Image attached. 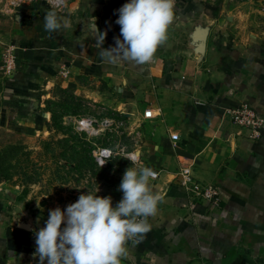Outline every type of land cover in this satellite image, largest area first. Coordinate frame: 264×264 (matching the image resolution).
<instances>
[{
    "label": "crops",
    "instance_id": "obj_1",
    "mask_svg": "<svg viewBox=\"0 0 264 264\" xmlns=\"http://www.w3.org/2000/svg\"><path fill=\"white\" fill-rule=\"evenodd\" d=\"M126 2L77 0L58 13L68 24L56 32L45 29L43 7L16 11L12 29L0 33V64L9 52L15 60L0 70L10 99L4 123L25 130L54 88L90 95L126 118L144 154L138 167L157 173L150 187L166 196L121 264H264V0H176L167 40L143 65L104 54L120 36L116 10ZM243 103L262 118L257 132L231 122L229 110ZM185 170L217 188L215 202L182 186ZM5 213L0 264H39L35 232L48 216L19 227Z\"/></svg>",
    "mask_w": 264,
    "mask_h": 264
},
{
    "label": "rangeland",
    "instance_id": "obj_2",
    "mask_svg": "<svg viewBox=\"0 0 264 264\" xmlns=\"http://www.w3.org/2000/svg\"><path fill=\"white\" fill-rule=\"evenodd\" d=\"M76 3L0 0V33L12 29L20 9L43 7L47 12L62 13ZM6 66L3 61L0 70ZM8 99L0 78V211L2 215L6 212L8 223L26 226L32 216H49L50 210L64 209L88 191L111 196L113 203L120 201L123 193L119 185L125 170L132 166L121 149L132 151L139 142V138L128 136L124 116L90 95L54 88L38 109L45 112L40 116L44 118H35L24 125L25 130L16 131L4 123Z\"/></svg>",
    "mask_w": 264,
    "mask_h": 264
},
{
    "label": "clouds",
    "instance_id": "obj_3",
    "mask_svg": "<svg viewBox=\"0 0 264 264\" xmlns=\"http://www.w3.org/2000/svg\"><path fill=\"white\" fill-rule=\"evenodd\" d=\"M175 3L176 0H128L117 9L115 23L120 26V36L115 38V47L104 49L109 61L118 58L138 65L150 62L158 46L168 38ZM67 24V18L55 11H48L43 17V25L50 32ZM103 41L104 33H100L98 43L102 45ZM121 151L124 159L132 163L119 185L121 200L113 206L111 196L101 197L88 191L64 209L50 210L45 226L35 232L34 254L38 255L39 264H121L127 243L138 242L151 230L148 217L156 214L166 192L151 189L150 181L157 175L152 168L135 166L144 155L142 152Z\"/></svg>",
    "mask_w": 264,
    "mask_h": 264
},
{
    "label": "built area",
    "instance_id": "obj_4",
    "mask_svg": "<svg viewBox=\"0 0 264 264\" xmlns=\"http://www.w3.org/2000/svg\"><path fill=\"white\" fill-rule=\"evenodd\" d=\"M14 63V57L12 53L9 52L7 60L8 68H12ZM229 115L233 124L245 129H250L252 131L257 132L263 124L260 115L257 113L255 108L248 103L236 105L235 107L229 110ZM173 139L174 141H177L179 139V136L174 135ZM182 176H184L182 186L187 190L192 191L197 198L209 203L216 201L218 191L215 186L204 187L198 183H195L189 170H185V172L182 173Z\"/></svg>",
    "mask_w": 264,
    "mask_h": 264
},
{
    "label": "trees",
    "instance_id": "obj_5",
    "mask_svg": "<svg viewBox=\"0 0 264 264\" xmlns=\"http://www.w3.org/2000/svg\"><path fill=\"white\" fill-rule=\"evenodd\" d=\"M2 135L8 136V137L10 136V134H8V133H3V132H2Z\"/></svg>",
    "mask_w": 264,
    "mask_h": 264
},
{
    "label": "bare ground",
    "instance_id": "obj_6",
    "mask_svg": "<svg viewBox=\"0 0 264 264\" xmlns=\"http://www.w3.org/2000/svg\"><path fill=\"white\" fill-rule=\"evenodd\" d=\"M95 126V125H94Z\"/></svg>",
    "mask_w": 264,
    "mask_h": 264
}]
</instances>
